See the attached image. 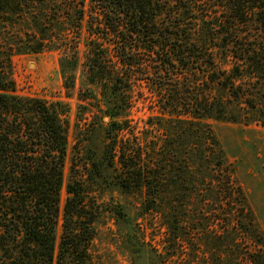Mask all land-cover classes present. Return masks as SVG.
<instances>
[{"label": "trees", "instance_id": "1", "mask_svg": "<svg viewBox=\"0 0 264 264\" xmlns=\"http://www.w3.org/2000/svg\"><path fill=\"white\" fill-rule=\"evenodd\" d=\"M74 1L73 13L82 21L86 0ZM8 6L0 0V25ZM90 10V34L97 37V19L108 43L106 65L96 68L100 57L94 53L91 70L108 75L119 91L120 105L108 108L115 128L103 154L115 171L110 185L143 195L144 215L158 218L165 230L164 263L264 264V233L233 164L202 122L237 119L230 109L237 101L264 126V0H91ZM249 24L257 34L241 32ZM44 45L45 39L32 51ZM11 53L0 40V264H94L96 224L108 210L87 185L70 181L56 253L68 123L61 104L14 93ZM139 74L150 84L158 81L165 124L160 148L145 154L119 140L130 121L127 88ZM95 167L92 180L98 176L106 185L104 168ZM213 223L223 225L222 233L209 228ZM148 229L134 227L142 247H152ZM130 245L135 247L131 238Z\"/></svg>", "mask_w": 264, "mask_h": 264}, {"label": "rangeland", "instance_id": "2", "mask_svg": "<svg viewBox=\"0 0 264 264\" xmlns=\"http://www.w3.org/2000/svg\"><path fill=\"white\" fill-rule=\"evenodd\" d=\"M6 1L9 6L6 7V18H1L0 40L12 50L9 76L15 84L14 93L22 97L40 98L49 104H61L68 123L56 253L62 235L67 186L70 181L77 180L87 185L93 192L91 195L102 203L103 209L108 210L96 224L97 235L90 250L94 264H181L179 258L163 262L166 259L163 249L165 230L158 218L144 215L143 195L138 192L123 193L110 185L113 184L115 171L109 168L103 154L109 140L108 132L115 128L111 126L108 108L120 105L119 91L108 75L91 70L92 62L88 57L97 54L100 60L96 68L103 64L105 66L102 56L106 55L108 48L97 19L93 20L97 37H93L88 30L92 20L89 16L91 0H86V14L82 21L73 13L77 5L74 0ZM191 18L193 20L197 16L191 15ZM194 24L190 22L189 25L194 27ZM228 28L227 24L221 28L219 44H222L223 34ZM240 29L242 33L251 31L257 34L255 24L241 26ZM43 39V50L32 51ZM218 54V62L224 66V60L220 59L222 52L218 51ZM157 84L158 81L150 84L142 80L139 74L132 86L127 88V94L131 97L130 121L127 131L120 135L119 140L123 144L138 146L144 154L152 148H160L164 135V115L159 111L161 103ZM230 109L237 112V119H206L202 122L211 126L226 157L233 164L238 184L242 186L257 224L264 233V126L258 123L256 112L240 108L237 101ZM177 112L182 113L181 110ZM133 130L136 138L131 135ZM95 166L104 168V174L108 177L106 185H102L98 176L94 177L97 183L92 180ZM121 211L126 217L119 214ZM135 224L149 228L146 240L152 247H142L134 239ZM212 226L222 233L221 223L210 224L209 228ZM130 238L134 241L133 248Z\"/></svg>", "mask_w": 264, "mask_h": 264}]
</instances>
